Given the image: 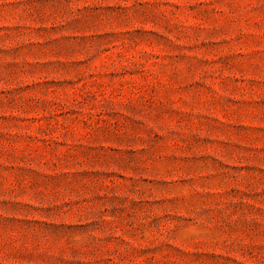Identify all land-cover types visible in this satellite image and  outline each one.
I'll return each mask as SVG.
<instances>
[{
	"label": "rangeland",
	"instance_id": "1",
	"mask_svg": "<svg viewBox=\"0 0 264 264\" xmlns=\"http://www.w3.org/2000/svg\"><path fill=\"white\" fill-rule=\"evenodd\" d=\"M0 264H264V0H0Z\"/></svg>",
	"mask_w": 264,
	"mask_h": 264
}]
</instances>
